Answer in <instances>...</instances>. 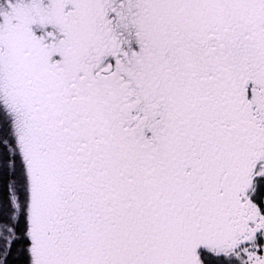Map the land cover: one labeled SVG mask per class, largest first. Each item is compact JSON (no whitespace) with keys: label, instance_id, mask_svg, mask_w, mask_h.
<instances>
[{"label":"snow or ice","instance_id":"obj_1","mask_svg":"<svg viewBox=\"0 0 264 264\" xmlns=\"http://www.w3.org/2000/svg\"><path fill=\"white\" fill-rule=\"evenodd\" d=\"M17 251L264 264V0H0V264Z\"/></svg>","mask_w":264,"mask_h":264},{"label":"trees","instance_id":"obj_2","mask_svg":"<svg viewBox=\"0 0 264 264\" xmlns=\"http://www.w3.org/2000/svg\"><path fill=\"white\" fill-rule=\"evenodd\" d=\"M23 247H24L23 243H21L20 245L17 246L18 249L23 248ZM13 259L15 261V264H25L24 258L22 256H20L19 251L14 253Z\"/></svg>","mask_w":264,"mask_h":264},{"label":"rangeland","instance_id":"obj_3","mask_svg":"<svg viewBox=\"0 0 264 264\" xmlns=\"http://www.w3.org/2000/svg\"><path fill=\"white\" fill-rule=\"evenodd\" d=\"M21 228L23 229V226H21Z\"/></svg>","mask_w":264,"mask_h":264}]
</instances>
